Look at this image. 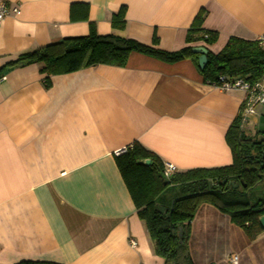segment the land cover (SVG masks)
<instances>
[{"label":"crops","instance_id":"1","mask_svg":"<svg viewBox=\"0 0 264 264\" xmlns=\"http://www.w3.org/2000/svg\"><path fill=\"white\" fill-rule=\"evenodd\" d=\"M21 12L0 20V68L19 54L65 37L116 33L174 52L203 8V27L229 38L264 33V0H6ZM88 19H71V7ZM126 6L124 30L111 17ZM157 37V42L154 41ZM30 63L0 82V264H164L116 163L134 142L178 171L229 165L226 134L246 93L204 81L190 59L169 62L132 51L125 66L97 64L50 76ZM264 105L249 117L260 126ZM244 131L252 135V131ZM264 226V215L260 217ZM135 242V245L131 243ZM195 264H264V231L251 240L231 217L205 203L193 222Z\"/></svg>","mask_w":264,"mask_h":264},{"label":"trees","instance_id":"2","mask_svg":"<svg viewBox=\"0 0 264 264\" xmlns=\"http://www.w3.org/2000/svg\"><path fill=\"white\" fill-rule=\"evenodd\" d=\"M81 15L71 7V19H88L87 5ZM206 10L201 9L188 29L189 45L181 50L166 52L142 44L136 40L110 33L101 35L94 22H89V33L65 37L19 56L0 68V76L9 70L34 62L43 64L45 87L51 86L50 76L66 74L97 64L125 66L132 51L145 53L159 59L174 62L192 59L204 81L219 82V76L242 77L250 83L258 81L264 73V48L258 39L250 40L237 36L229 38L218 53L208 51L207 64L201 69L200 54L193 51L192 44L214 43L218 32L203 27ZM126 6L111 17L113 29L124 30L127 24ZM157 42V37H154ZM243 103L229 126L226 140L233 160L229 165L213 168H192L177 171L166 178L164 162L155 153L134 142L127 152L116 156L117 166L137 207L138 215L145 223L155 254L164 264H195L190 250L192 222L202 204L208 203L228 214L233 223L241 227L253 240L263 231L260 217L264 215V195L250 200L251 190L264 183V121L252 136L241 126ZM264 117V114H263ZM150 158L149 165L141 160ZM180 188L181 195L172 199L163 213L157 198L170 188ZM16 264H61L53 261L23 260Z\"/></svg>","mask_w":264,"mask_h":264},{"label":"built area","instance_id":"3","mask_svg":"<svg viewBox=\"0 0 264 264\" xmlns=\"http://www.w3.org/2000/svg\"><path fill=\"white\" fill-rule=\"evenodd\" d=\"M21 9L19 4H11L6 0H0V20L4 19L9 15H18L20 14ZM258 41L260 45L264 48V33L259 36ZM5 79V75L0 76V82ZM215 85L222 90H233L239 89L246 93L244 100L245 107L242 112L241 126L244 128L249 122V117L256 112V108L259 105H264V73L261 78L254 82L250 83L242 77H230L228 75L219 76V82L210 83ZM131 146L124 147L121 150L115 152V155L118 156L122 153L127 152ZM178 171L177 166L170 162L164 163L163 174L166 178H171L173 174ZM135 245L134 241H131ZM230 262L233 264H238V255L232 254L229 257Z\"/></svg>","mask_w":264,"mask_h":264},{"label":"rangeland","instance_id":"4","mask_svg":"<svg viewBox=\"0 0 264 264\" xmlns=\"http://www.w3.org/2000/svg\"><path fill=\"white\" fill-rule=\"evenodd\" d=\"M261 107V105H259ZM260 126H253L250 122H248L246 124V130L252 131V136H254L257 131L259 130ZM181 190L180 188L176 187V188H170L169 190H166L163 194H161L158 198H157V202L159 205H162L164 207L169 206L172 199L181 195ZM264 195V183L260 184L259 186H257L256 188L251 190V193L249 195V199L250 200H254L257 199L261 196Z\"/></svg>","mask_w":264,"mask_h":264},{"label":"water","instance_id":"5","mask_svg":"<svg viewBox=\"0 0 264 264\" xmlns=\"http://www.w3.org/2000/svg\"><path fill=\"white\" fill-rule=\"evenodd\" d=\"M193 51L200 54V57H199V66H200V68L201 69L205 68V66L207 64V53H208V49L205 48L204 46H197V47H194L193 48ZM263 121H264V117H261V119H260L261 127L263 125ZM150 162H151V159L150 158L141 160V163L142 164H145V165H149ZM158 209H160L163 213H166L167 212V210H166L165 207L158 206Z\"/></svg>","mask_w":264,"mask_h":264}]
</instances>
